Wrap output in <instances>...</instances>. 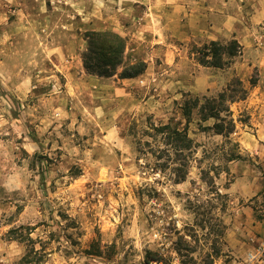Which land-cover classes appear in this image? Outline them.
I'll return each instance as SVG.
<instances>
[{
  "label": "rangeland",
  "instance_id": "obj_1",
  "mask_svg": "<svg viewBox=\"0 0 264 264\" xmlns=\"http://www.w3.org/2000/svg\"><path fill=\"white\" fill-rule=\"evenodd\" d=\"M16 5L0 0V264H255L247 254L264 245V184L243 198L231 169L264 181V19L252 20L264 0H160L147 28L123 22V65L109 77L86 72L80 45L53 60ZM230 39L241 51L227 67L198 63V47ZM137 60L143 73L119 78ZM234 77L247 96L225 102L233 131L203 130L215 120L193 111L184 181L150 152L137 158L146 126L182 128L186 94L202 101Z\"/></svg>",
  "mask_w": 264,
  "mask_h": 264
},
{
  "label": "trees",
  "instance_id": "obj_2",
  "mask_svg": "<svg viewBox=\"0 0 264 264\" xmlns=\"http://www.w3.org/2000/svg\"><path fill=\"white\" fill-rule=\"evenodd\" d=\"M86 42L85 51L82 53V66L89 74L101 77H109L115 73L117 67L123 65V53L126 41L123 36L112 30H86L82 33ZM241 51V45L236 39H230L225 43L210 40L198 47L197 61L203 66L214 68L227 67ZM145 70V62L137 60L128 66H124L119 73V78H134ZM251 85L255 80L250 81ZM187 97L180 103V112L185 120L182 128L171 126L169 123L154 125L150 123L145 127L143 135L136 141L135 150L137 158H146L150 152L156 159L155 167L168 169L174 183L185 180L189 163L195 151L196 143L187 134L186 125L194 110L199 114L201 121L213 118L215 122L211 126L202 127L213 129L217 134H228L233 131V123L227 120L230 113L225 102L243 100L247 96V89L241 86V81L234 77L225 88L216 96L205 97L201 101L198 97ZM145 257L149 261L161 262L163 257L155 251H146ZM211 264V261L208 263Z\"/></svg>",
  "mask_w": 264,
  "mask_h": 264
},
{
  "label": "crops",
  "instance_id": "obj_3",
  "mask_svg": "<svg viewBox=\"0 0 264 264\" xmlns=\"http://www.w3.org/2000/svg\"><path fill=\"white\" fill-rule=\"evenodd\" d=\"M16 3L15 13L21 15L23 28L40 38L48 39L53 47V53L49 56L55 61H62L68 50L72 51L70 53L76 52V45H80L81 51L85 49L81 32L86 30H113L125 35L127 32L122 24L128 18L133 21L140 19L139 30L147 28L144 27L149 23L147 16L155 6H159L160 0H16ZM141 4L145 5L143 12L139 11L142 10ZM262 19L264 13L257 11L252 20L253 23H258ZM132 34L138 36V30ZM150 69L148 62L147 74L151 72ZM241 139L249 141L245 136ZM231 171H241L233 183V189L239 196L248 198L263 187L264 181L261 177H256L253 169Z\"/></svg>",
  "mask_w": 264,
  "mask_h": 264
},
{
  "label": "built area",
  "instance_id": "obj_4",
  "mask_svg": "<svg viewBox=\"0 0 264 264\" xmlns=\"http://www.w3.org/2000/svg\"><path fill=\"white\" fill-rule=\"evenodd\" d=\"M247 260L255 264H264V245L254 252H249L247 254Z\"/></svg>",
  "mask_w": 264,
  "mask_h": 264
}]
</instances>
